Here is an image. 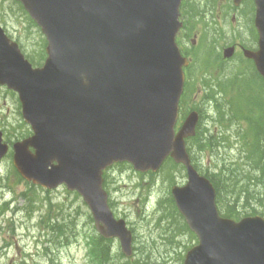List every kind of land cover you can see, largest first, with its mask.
<instances>
[{
    "label": "water",
    "instance_id": "95a60500",
    "mask_svg": "<svg viewBox=\"0 0 264 264\" xmlns=\"http://www.w3.org/2000/svg\"><path fill=\"white\" fill-rule=\"evenodd\" d=\"M17 1L48 39L45 64L34 68L0 26V85L19 94L34 131L13 145L20 174L48 189L78 191L99 233L119 238L130 257L133 234L109 207L103 171L120 161L157 171L171 155L188 172L173 196L199 238L184 264H264V218L222 217L213 185L191 163L185 139L198 113L175 133L187 64L175 42L182 0ZM255 2L260 49L247 55L264 76V0ZM8 150L0 130V160Z\"/></svg>",
    "mask_w": 264,
    "mask_h": 264
},
{
    "label": "rangeland",
    "instance_id": "374dc122",
    "mask_svg": "<svg viewBox=\"0 0 264 264\" xmlns=\"http://www.w3.org/2000/svg\"><path fill=\"white\" fill-rule=\"evenodd\" d=\"M217 1V11L222 13L221 22L216 21L211 30L212 34L203 32L200 35V41H206L207 35L211 38V41L207 40L210 57L202 52H194V55H200V62L190 69L191 83L181 108L184 112L185 107V112H188L190 108L197 107L202 112L203 126H217L224 130L227 123L215 121L216 113L211 107L212 103L205 102L206 97L202 96L207 91L212 95L216 91L224 90V85L231 78L240 72H249L250 66L242 60L243 55H237L223 65L218 64V59L222 57V49L235 41H244L249 46L255 45L254 4L246 1L242 7L236 9L231 7L230 0ZM189 19L192 37L193 33L197 34V30L202 31L203 28L200 20L191 17ZM31 21L27 12L14 0H0V25L14 40L21 43L25 54L31 60L42 65L47 41L41 29ZM250 37L252 41H248ZM185 45L188 48L186 43ZM253 84L252 77H249L244 86L246 94L240 93L235 98L249 118L261 127L264 120V91L255 88L249 93ZM261 90H264L262 85ZM216 97L229 100L233 98V93L226 87L225 92ZM249 109L250 112L247 111ZM210 115L214 118L209 125ZM239 127L238 135L246 131V127L251 140L258 138L255 125L243 120ZM0 128L9 143L32 133L30 125L22 117L18 95L4 86H0ZM238 135L235 134L233 139ZM220 159L209 152L200 154L199 159H196L198 170L203 174L207 170L211 171L213 161L218 162ZM186 183V171L170 162L155 174L136 172L127 164L118 165L108 171L105 186L110 194L112 210L116 217L127 220L135 234L134 246L137 250L135 259L130 264L142 260L151 250H154L153 261L182 264L181 260L188 250L186 247L193 243L192 237L185 236L182 247L177 248L176 240L166 241L165 233L168 232L170 236L172 230L178 231L175 224L178 223V218H181L179 222L183 220L179 216L175 218V203L173 206L170 204L171 188L174 184ZM222 212L225 211L222 209ZM158 220L162 224L156 230ZM51 223L65 225V236L60 234L55 237L49 228ZM93 234H96V230L91 212L81 196L65 186L48 191L23 180L13 166L12 156L0 162V264H90L89 236ZM113 248L120 252L117 240L114 241ZM177 254H182L183 257Z\"/></svg>",
    "mask_w": 264,
    "mask_h": 264
},
{
    "label": "trees",
    "instance_id": "16d2710c",
    "mask_svg": "<svg viewBox=\"0 0 264 264\" xmlns=\"http://www.w3.org/2000/svg\"><path fill=\"white\" fill-rule=\"evenodd\" d=\"M204 1L206 0H193L191 2L193 16L204 18V15H208L204 14L203 10H201L204 8L202 4ZM19 6L23 10L20 4ZM200 10L201 14H197L196 11ZM213 10V5H210L208 12H212ZM31 22L34 24L33 21ZM252 81L264 87L263 82L261 81L260 83L258 78L252 76ZM235 82L240 83L244 89L248 78L245 77L243 79L241 75H237L230 80L231 85L235 84ZM208 99L212 103L211 107L216 113L215 121L227 123V129H233V126L237 127L238 135L240 123L245 120V123H251L256 126L255 134H258V138L251 140L249 129L245 127L246 131H242V134L238 135L236 143L227 145L228 139L224 135L226 130L218 129L214 131L213 128L203 126L201 122L197 137L191 140L189 151L193 154L192 157L197 166L199 164L198 161L196 162V159H199L200 154L209 152L217 155V158H221L218 162L213 161L214 165L211 166V171L207 170L205 175L211 179L217 190V201L219 206L225 211L224 216L239 219L245 215L264 214V120L261 123V127H259L256 124L257 122L252 121L241 109L236 98L227 100L223 97L218 98L213 96ZM247 111L250 112L251 110ZM228 148L230 150L226 152ZM221 149H223L224 154L220 151ZM170 204L174 205L173 200H170ZM174 213L175 218L177 216L182 217L176 209H174ZM179 219L181 218H178V223L175 224L178 231L172 230L170 236L168 232L165 233L167 236L166 241L176 240L177 248L182 247L185 236L190 235L193 240V236L188 230L187 225L183 220L179 222ZM61 223L64 224V222ZM62 224H49V228L55 237H58L60 234L65 236V225ZM161 224L162 221L158 220L156 230L161 228ZM168 226L172 229L169 223ZM177 232L178 235H176ZM113 244L112 240H105L96 234L90 235V264H130L131 261L126 259L121 252L114 250ZM153 252L154 250H151L150 254L147 253L138 262L141 264H165L164 262L153 261ZM177 255L183 257L182 254Z\"/></svg>",
    "mask_w": 264,
    "mask_h": 264
},
{
    "label": "flooded vegetation",
    "instance_id": "af4514ba",
    "mask_svg": "<svg viewBox=\"0 0 264 264\" xmlns=\"http://www.w3.org/2000/svg\"><path fill=\"white\" fill-rule=\"evenodd\" d=\"M236 9H239V8H236ZM251 40H252V37H251ZM255 39L253 38V41ZM246 41V40H245ZM195 44V43H194ZM231 45H234L236 47V54L240 53V52H243L244 49L246 48H250V49H254V47H251L249 45L246 44V42L244 41H235L233 43H230ZM195 47H196V44H195ZM249 62H252L251 60H248ZM228 62V60L226 59H223V58H219L218 59V64L219 65H223L224 63ZM253 63V62H252Z\"/></svg>",
    "mask_w": 264,
    "mask_h": 264
},
{
    "label": "bare ground",
    "instance_id": "6f19581e",
    "mask_svg": "<svg viewBox=\"0 0 264 264\" xmlns=\"http://www.w3.org/2000/svg\"><path fill=\"white\" fill-rule=\"evenodd\" d=\"M212 106V104H211ZM212 115H210L209 118V124L212 122ZM226 130V132L224 133L225 137L228 139V144L227 145H231V143H236V139L238 138V136L236 138L233 139V136L236 134L237 135V127L233 126L232 128L227 129V126L225 127L224 131ZM263 133V132H262ZM230 150V148L227 149L226 152H228ZM222 154H224V151H222Z\"/></svg>",
    "mask_w": 264,
    "mask_h": 264
}]
</instances>
